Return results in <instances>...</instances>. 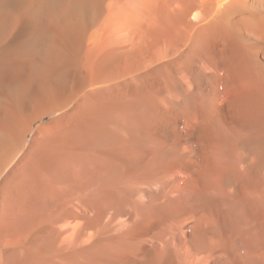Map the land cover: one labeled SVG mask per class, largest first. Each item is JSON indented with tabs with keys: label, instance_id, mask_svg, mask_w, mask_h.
I'll use <instances>...</instances> for the list:
<instances>
[{
	"label": "bare ground",
	"instance_id": "bare-ground-1",
	"mask_svg": "<svg viewBox=\"0 0 264 264\" xmlns=\"http://www.w3.org/2000/svg\"><path fill=\"white\" fill-rule=\"evenodd\" d=\"M0 264H264V0H0Z\"/></svg>",
	"mask_w": 264,
	"mask_h": 264
}]
</instances>
